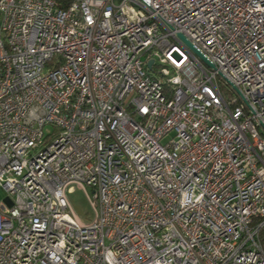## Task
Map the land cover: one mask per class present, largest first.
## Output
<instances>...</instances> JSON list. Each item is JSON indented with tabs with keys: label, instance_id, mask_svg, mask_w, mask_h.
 I'll use <instances>...</instances> for the list:
<instances>
[{
	"label": "built area",
	"instance_id": "built-area-1",
	"mask_svg": "<svg viewBox=\"0 0 264 264\" xmlns=\"http://www.w3.org/2000/svg\"><path fill=\"white\" fill-rule=\"evenodd\" d=\"M0 189V264H264V0H0Z\"/></svg>",
	"mask_w": 264,
	"mask_h": 264
},
{
	"label": "rangeland",
	"instance_id": "rangeland-1",
	"mask_svg": "<svg viewBox=\"0 0 264 264\" xmlns=\"http://www.w3.org/2000/svg\"><path fill=\"white\" fill-rule=\"evenodd\" d=\"M219 86L227 99L234 97V94L223 82H220ZM66 195L72 207L73 214L78 216L83 222H87L93 218V206L91 203L92 191L90 187L85 190L72 184L67 188ZM5 197L6 193L0 189V198L4 199Z\"/></svg>",
	"mask_w": 264,
	"mask_h": 264
},
{
	"label": "water",
	"instance_id": "water-1",
	"mask_svg": "<svg viewBox=\"0 0 264 264\" xmlns=\"http://www.w3.org/2000/svg\"><path fill=\"white\" fill-rule=\"evenodd\" d=\"M180 37L183 39V41L186 43V44H188V46L205 62V63H207L210 67H213V65H211L204 57H203V55L200 53V52H198L183 36H181L180 35ZM152 60H150V61H148V67H150L151 66V64H152Z\"/></svg>",
	"mask_w": 264,
	"mask_h": 264
},
{
	"label": "trees",
	"instance_id": "trees-1",
	"mask_svg": "<svg viewBox=\"0 0 264 264\" xmlns=\"http://www.w3.org/2000/svg\"><path fill=\"white\" fill-rule=\"evenodd\" d=\"M263 237H264V234H263Z\"/></svg>",
	"mask_w": 264,
	"mask_h": 264
}]
</instances>
